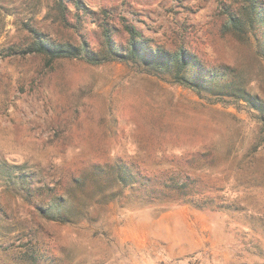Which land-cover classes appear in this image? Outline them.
I'll use <instances>...</instances> for the list:
<instances>
[{
    "label": "rangeland",
    "instance_id": "374dc122",
    "mask_svg": "<svg viewBox=\"0 0 264 264\" xmlns=\"http://www.w3.org/2000/svg\"><path fill=\"white\" fill-rule=\"evenodd\" d=\"M244 5L0 0V264H264V26L232 25ZM125 25L143 59L27 51L39 34L126 50ZM156 50L195 56L257 105L176 82ZM119 160L196 177L221 207L140 204L108 171Z\"/></svg>",
    "mask_w": 264,
    "mask_h": 264
},
{
    "label": "trees",
    "instance_id": "16d2710c",
    "mask_svg": "<svg viewBox=\"0 0 264 264\" xmlns=\"http://www.w3.org/2000/svg\"><path fill=\"white\" fill-rule=\"evenodd\" d=\"M77 8L80 7L77 1ZM241 17L238 20L234 16H230L231 23L234 27L244 26L245 24H256L257 26H264V13L261 4L257 0H245ZM236 20V22H234ZM125 30L129 35V45L127 49H121L115 45V42L107 34L106 36V49L103 52H94L85 48L75 46L69 41H59L55 49L51 45L42 42L39 34L35 40L28 45V52L41 53L49 58L60 57H83L85 60L93 63L101 62L108 57H118L123 59L141 58L149 53L148 47L143 40L142 34L137 32L132 26L125 25ZM82 52H84L83 56ZM151 54V53H150ZM153 60L161 64L162 67H172L171 71L175 81L191 87L195 90H205L213 95H227L238 99H246L249 102L257 105L255 97L249 95L244 88H238L235 92L232 89V80L226 79L222 72H217L214 69H206L196 59L195 56L187 54L184 51L177 52L175 55H167L163 51L156 50L152 54ZM261 133L264 140V118ZM99 172L103 171L98 167ZM108 171H112L115 181L122 186L134 187L138 196V203H155V201L169 202L167 199H173L176 203H189L195 207L202 206L201 202L209 203L213 208H220L221 204L213 201L209 202L208 196L203 194L201 190V182L196 177L192 180L181 181L178 178L174 180L163 179L160 174H149L141 169L138 165L128 164L123 161H117L112 166L108 167ZM169 179V178H168ZM200 196H194L195 194Z\"/></svg>",
    "mask_w": 264,
    "mask_h": 264
},
{
    "label": "snow or ice",
    "instance_id": "6c2138e0",
    "mask_svg": "<svg viewBox=\"0 0 264 264\" xmlns=\"http://www.w3.org/2000/svg\"><path fill=\"white\" fill-rule=\"evenodd\" d=\"M41 40L45 44L51 45L53 49H55L56 45L60 43L54 37H50V36H42Z\"/></svg>",
    "mask_w": 264,
    "mask_h": 264
}]
</instances>
